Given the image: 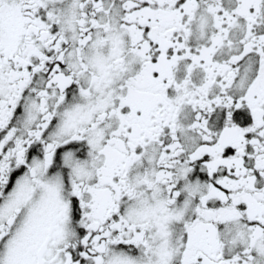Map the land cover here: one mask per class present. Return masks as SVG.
Instances as JSON below:
<instances>
[{"label": "snow or ice", "instance_id": "6c2138e0", "mask_svg": "<svg viewBox=\"0 0 264 264\" xmlns=\"http://www.w3.org/2000/svg\"><path fill=\"white\" fill-rule=\"evenodd\" d=\"M0 264H264V0H0Z\"/></svg>", "mask_w": 264, "mask_h": 264}]
</instances>
